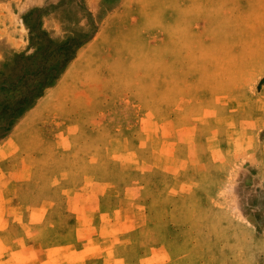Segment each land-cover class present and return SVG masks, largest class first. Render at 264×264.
<instances>
[{
  "label": "rangeland",
  "instance_id": "1",
  "mask_svg": "<svg viewBox=\"0 0 264 264\" xmlns=\"http://www.w3.org/2000/svg\"><path fill=\"white\" fill-rule=\"evenodd\" d=\"M0 264H264V0H0Z\"/></svg>",
  "mask_w": 264,
  "mask_h": 264
}]
</instances>
